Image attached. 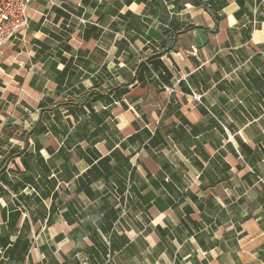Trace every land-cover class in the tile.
Segmentation results:
<instances>
[{
  "label": "crops",
  "instance_id": "obj_1",
  "mask_svg": "<svg viewBox=\"0 0 264 264\" xmlns=\"http://www.w3.org/2000/svg\"><path fill=\"white\" fill-rule=\"evenodd\" d=\"M258 178L264 0H33L0 49V264H264Z\"/></svg>",
  "mask_w": 264,
  "mask_h": 264
},
{
  "label": "built area",
  "instance_id": "obj_2",
  "mask_svg": "<svg viewBox=\"0 0 264 264\" xmlns=\"http://www.w3.org/2000/svg\"><path fill=\"white\" fill-rule=\"evenodd\" d=\"M32 1L0 0V49L27 27ZM258 181L264 183L260 178Z\"/></svg>",
  "mask_w": 264,
  "mask_h": 264
},
{
  "label": "trees",
  "instance_id": "obj_3",
  "mask_svg": "<svg viewBox=\"0 0 264 264\" xmlns=\"http://www.w3.org/2000/svg\"><path fill=\"white\" fill-rule=\"evenodd\" d=\"M145 70V64L144 63H141V65L140 66H138L137 67V69H136V80H137V78H139V76H141L142 75V72ZM99 97H102V96H99ZM97 100V98L95 99L94 98V100H92L93 102H95ZM88 101H90V99L88 100V99H84L81 103H84V105L86 104V103H88ZM57 105V104H56ZM62 105H73L72 103H63ZM80 105V104H79ZM25 151L23 150L22 152H21V154L22 153H24Z\"/></svg>",
  "mask_w": 264,
  "mask_h": 264
},
{
  "label": "rangeland",
  "instance_id": "obj_4",
  "mask_svg": "<svg viewBox=\"0 0 264 264\" xmlns=\"http://www.w3.org/2000/svg\"><path fill=\"white\" fill-rule=\"evenodd\" d=\"M257 182H259L258 180H257ZM260 184L262 183V182H259ZM54 251H55V249H54Z\"/></svg>",
  "mask_w": 264,
  "mask_h": 264
}]
</instances>
